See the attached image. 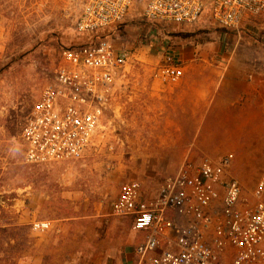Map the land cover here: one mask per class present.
Here are the masks:
<instances>
[{"label":"rangeland","instance_id":"obj_1","mask_svg":"<svg viewBox=\"0 0 264 264\" xmlns=\"http://www.w3.org/2000/svg\"><path fill=\"white\" fill-rule=\"evenodd\" d=\"M86 1L0 0V264H104L132 237L130 220L110 207L123 184L140 183L150 199L186 162L233 154L230 174L247 192L264 167V16L225 32L150 24L137 10L112 36L132 58L98 146L79 160L26 164L20 134L63 50L93 40L74 30ZM166 54L184 75L207 78L191 104L160 98ZM34 223L50 229L33 231Z\"/></svg>","mask_w":264,"mask_h":264},{"label":"built area","instance_id":"obj_2","mask_svg":"<svg viewBox=\"0 0 264 264\" xmlns=\"http://www.w3.org/2000/svg\"><path fill=\"white\" fill-rule=\"evenodd\" d=\"M135 11L150 24L191 28L203 22L239 32L264 16V0H87L74 30L93 40L63 50L20 134L26 164L75 161L98 146L116 85L132 58L112 36ZM180 62L163 57L162 83L183 77ZM233 162V154L188 161L150 199L136 181L120 187L111 211L142 236L133 264H264V167L254 189L245 192L230 174ZM48 229L49 223L32 225L36 232Z\"/></svg>","mask_w":264,"mask_h":264},{"label":"crops","instance_id":"obj_3","mask_svg":"<svg viewBox=\"0 0 264 264\" xmlns=\"http://www.w3.org/2000/svg\"><path fill=\"white\" fill-rule=\"evenodd\" d=\"M202 80V85H206L207 78L205 77H199L198 74L195 73H189L184 75L183 80L180 79L177 83H175L176 87H173L171 83H165L162 85V91L163 94H159L160 98L163 100H168L169 102H172L174 105H182L185 103H192V89L195 85H197L198 81ZM179 86V87H178ZM175 89V90H174ZM207 92V91H206ZM168 93L167 95H165ZM173 94V96L171 95ZM207 94V93H206ZM201 95H204V93H201ZM167 96V97H166ZM199 99V98H198ZM204 98L203 96H200V101H202ZM199 102L198 100H196ZM182 109L184 107L180 106ZM173 109H177V106L173 107ZM189 109H193L191 106ZM129 220V219H126ZM131 222V221H130ZM131 240L130 245L125 246L124 249L121 251L119 257H117V252H110L108 251L106 253V257L108 262L104 264H133L135 259V246L136 244L141 240L142 236L140 234H137L131 230Z\"/></svg>","mask_w":264,"mask_h":264}]
</instances>
